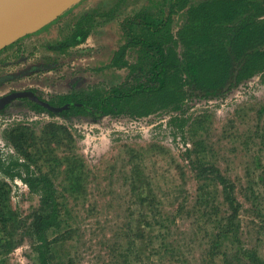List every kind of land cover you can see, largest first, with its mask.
I'll return each instance as SVG.
<instances>
[{
	"label": "rangeland",
	"instance_id": "374dc122",
	"mask_svg": "<svg viewBox=\"0 0 264 264\" xmlns=\"http://www.w3.org/2000/svg\"><path fill=\"white\" fill-rule=\"evenodd\" d=\"M149 2L84 0L38 33L1 51L0 97L34 91L49 102L123 83L128 68L113 66L116 52L125 43L122 24ZM115 6L116 18L96 19L85 43L65 52L51 50L72 32L81 16L94 10L107 13ZM185 22V13L177 14L173 31L178 33ZM138 55V50H130L127 59L134 63ZM181 106L146 117L98 121L37 112L19 100L0 112V150L14 172L27 177L26 169L14 162L29 163L32 174L48 175L57 187L64 225L73 234L61 246L64 264H155L154 246L162 240L157 243L154 237L168 234L154 222L153 215L161 211L177 221L169 243L175 241L173 246L180 247L188 264H202L210 242L206 210L212 207L199 198L202 183L193 166L199 160L198 149L205 167L214 165L235 182L243 206L241 247L258 250L264 259V232L255 218L258 211L252 193H260L258 202L264 210V73L217 98L185 95ZM20 134L23 142L16 143L13 136ZM4 184L10 186L11 210L22 220L13 228L24 232L22 243L5 264H39L28 230L40 210L41 194L31 191L22 179L11 180L0 172V185ZM213 184L202 198L224 200V185ZM144 222L154 226L143 227ZM144 231L155 244L139 239ZM130 241L138 244L133 250Z\"/></svg>",
	"mask_w": 264,
	"mask_h": 264
},
{
	"label": "trees",
	"instance_id": "16d2710c",
	"mask_svg": "<svg viewBox=\"0 0 264 264\" xmlns=\"http://www.w3.org/2000/svg\"><path fill=\"white\" fill-rule=\"evenodd\" d=\"M117 7L107 13L94 10L81 16L72 32L52 46L51 50L65 52L82 45L91 35L96 19L114 20ZM181 12L185 13L186 22L175 33V16ZM122 27L125 43L116 52L113 66L128 68L126 81L107 90L58 96L49 103L55 107L69 106L59 115L68 118L81 116L93 121L105 117H146L169 108L178 110L185 95L203 99L223 96L264 73V0H150L148 6L127 17ZM130 50L139 52L134 63L127 59ZM19 101L28 102L37 112L54 115L29 99ZM22 136L15 135L13 139L16 143L20 140L23 142ZM196 154L199 160L193 166L202 183L200 192L203 194L212 183L224 185L222 201L202 198V194L199 196L206 206L212 207L206 210L209 211L205 225L206 229L208 226L206 231L209 230L210 242L202 264H264L258 250L241 247L239 233L242 219L239 213L243 206L237 197L235 182L214 165L205 167L206 164L200 159V149ZM14 163L17 167L25 168L28 176L14 172L13 164L4 158L0 150V172L11 180L22 179L31 191L41 194L40 210L28 230L36 245L39 264H64L61 246L67 245L73 234L64 225L63 204L59 201L57 187L48 175L32 174L29 163ZM9 189L8 184L0 185V264L7 262L8 256L24 239L23 231L14 230L22 220L11 210ZM252 193L258 211L255 218L261 223V232H264V210L261 202H258L261 195L256 191ZM143 200L142 204L146 205L147 200ZM153 204L151 200L149 206ZM168 215L163 211L153 215L154 222L168 233L154 237L159 241L157 243L162 240L161 245L154 246V253L158 257L155 264H188L180 247L173 246L175 241L171 240L174 244L168 241L172 224L177 225L176 219L172 220ZM197 219V222H202L200 218ZM146 221H149L148 218ZM148 223L141 225L154 226L153 222ZM141 238L143 242L155 244L154 238L150 241L145 231ZM130 246L133 250L138 244L130 241ZM220 256L222 261L218 260Z\"/></svg>",
	"mask_w": 264,
	"mask_h": 264
},
{
	"label": "water",
	"instance_id": "95a60500",
	"mask_svg": "<svg viewBox=\"0 0 264 264\" xmlns=\"http://www.w3.org/2000/svg\"><path fill=\"white\" fill-rule=\"evenodd\" d=\"M83 1L12 0L0 9V52L19 40L38 33ZM20 99H29L55 114H60L69 107H55L34 91H16L0 97V112Z\"/></svg>",
	"mask_w": 264,
	"mask_h": 264
},
{
	"label": "bare ground",
	"instance_id": "6f19581e",
	"mask_svg": "<svg viewBox=\"0 0 264 264\" xmlns=\"http://www.w3.org/2000/svg\"><path fill=\"white\" fill-rule=\"evenodd\" d=\"M12 0H0V9L6 6Z\"/></svg>",
	"mask_w": 264,
	"mask_h": 264
},
{
	"label": "flooded vegetation",
	"instance_id": "af4514ba",
	"mask_svg": "<svg viewBox=\"0 0 264 264\" xmlns=\"http://www.w3.org/2000/svg\"><path fill=\"white\" fill-rule=\"evenodd\" d=\"M9 107H10V106H9ZM9 107H8V108H9ZM8 108H7V109H8ZM4 111H5V110H4ZM2 112H3V111H2Z\"/></svg>",
	"mask_w": 264,
	"mask_h": 264
}]
</instances>
